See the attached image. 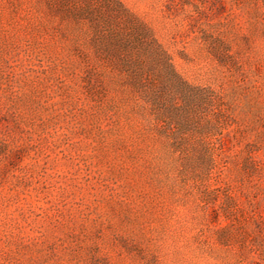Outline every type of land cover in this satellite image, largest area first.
I'll return each mask as SVG.
<instances>
[{"label":"rangeland","instance_id":"obj_1","mask_svg":"<svg viewBox=\"0 0 264 264\" xmlns=\"http://www.w3.org/2000/svg\"><path fill=\"white\" fill-rule=\"evenodd\" d=\"M0 264H264V0H0Z\"/></svg>","mask_w":264,"mask_h":264}]
</instances>
